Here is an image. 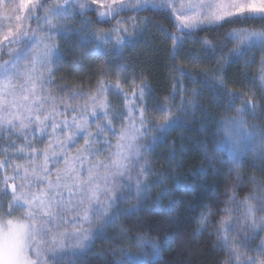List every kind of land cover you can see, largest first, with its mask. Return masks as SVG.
I'll return each instance as SVG.
<instances>
[{"label":"trees","instance_id":"1","mask_svg":"<svg viewBox=\"0 0 264 264\" xmlns=\"http://www.w3.org/2000/svg\"><path fill=\"white\" fill-rule=\"evenodd\" d=\"M56 3H62V0H48L46 7H54ZM88 3L91 4V0ZM1 4L6 10L22 9L20 0H1ZM91 6L96 8L98 5ZM136 7L138 0H133V9L121 12L116 18L125 21L122 27L128 29L127 35L131 39V43L122 46L116 45V34L110 33L116 20L97 23L98 17L93 11H85L83 16H79L76 15L77 10L72 9L69 18L53 20V23H58L67 30L63 35L57 34L51 38L46 35L44 11L35 13L40 17L39 21L28 20V29L37 36H44L43 43L57 47L59 57L52 58L54 63L50 67L53 83L46 85L47 94L57 99L46 102L33 116L40 115L43 118V114L53 112V108L57 121H71L73 115L87 116L88 131L95 134L97 125L103 126L105 123L104 118L92 122L91 108L88 112L80 110L75 113L72 109L90 105L89 96H97L100 101L108 103V119H112V127L117 133L128 131L129 135L138 137V145H152L150 151L143 153L141 160V163L148 161L153 170L147 178L149 190L139 198L133 194L123 200L118 205L121 214L113 223L106 225L102 218H93L90 224L86 223L82 228L71 223L59 225L60 231L67 234V247L61 254L67 252L68 255L62 264H69V261L73 264H113L119 260L128 264L130 259L137 264H220L226 259L227 253L214 249V245L217 243L215 233L219 221L225 215L223 209H232L231 237L239 242L247 225L251 223L238 220L244 211L239 201L252 194L258 186L264 188V163L259 158L264 145L258 147L259 134L248 140L243 135L257 131V126L264 130V82L260 80L264 44H242L239 40L228 37V34L241 29L264 31V19H241L223 27L214 26L212 30L197 28L185 34L173 27L163 10L154 9L149 2L139 11L135 10ZM85 20L92 23L85 26ZM81 28L84 31L80 36L75 35ZM136 28L141 31H136ZM89 32L97 36L110 33L111 39L99 49L95 41L81 44L80 37ZM169 33L181 37L182 42L176 44L175 50ZM87 39L91 41L92 37L87 36ZM205 40L215 47L206 50ZM19 47L20 45H7L0 52V61L11 59L9 50L14 55ZM193 55L199 59H192ZM221 65L223 71H218ZM101 79L105 81L106 88L109 84H118L121 94L117 95L115 91L100 94L98 85ZM204 81H214L216 84L223 82L225 91L236 93L239 99L214 95L215 88L208 87ZM142 83L151 89V95L146 94L144 97L149 109L145 114L146 119L151 121L148 127L161 125L167 119L177 120L163 135L153 127L150 132L141 136L140 132L133 133L129 129L126 119L121 120L118 116L113 119L117 112L123 113L126 106L131 105V99L125 100L124 95L127 94L130 98L132 91L138 92ZM174 91L178 93L175 96ZM73 92H83L85 95L73 99ZM197 92L199 94L194 95ZM245 100L255 103L256 108L241 112ZM182 101L190 103L183 105ZM192 101L195 103H191ZM136 103L139 104V101ZM160 104L171 109L170 113L151 110ZM65 105L69 106L68 111H64ZM233 120L242 121L241 126L234 127L231 123ZM222 121L228 123L221 124ZM78 122L83 123V120ZM134 123L139 126L138 117ZM31 127L35 134L26 132L27 143L25 137L17 135H12L10 139L7 134L0 137V161L11 162V166L0 168V180L5 174L12 176L16 165L31 172L34 167L43 164L40 153L50 145L51 150L59 152L56 140H50L48 136L41 137L35 130V124ZM154 137L157 138L155 142ZM101 138L111 141L113 145L125 143L107 130L101 134ZM57 139L62 141L64 135H59ZM231 140H235L241 149L238 153L239 164L230 156ZM217 141L221 142L219 150ZM12 142H15V149L5 152L4 146ZM84 145L85 139L79 138L74 146L60 153L58 163L50 160L49 179L55 182L57 176H60L63 183L71 169L81 172V167L86 169L100 162L110 164L115 159L111 155L116 151L114 147L105 151L103 143H93L94 149H100L93 156L84 151ZM21 147L25 148L28 155L19 153ZM33 150L37 157L34 162L29 160ZM138 170H133V177ZM71 175L73 176V172ZM94 175L103 176L104 169H99ZM82 178L86 179V174H82ZM160 179L163 183L153 184L154 180ZM16 183L21 181L17 180ZM165 190L167 194H164ZM27 191L25 188V192ZM233 194L235 201H231ZM256 194L259 195L258 192ZM172 201L175 203L170 208ZM137 204L139 208L127 214ZM6 209L7 205L5 211L0 212V221L19 220L24 216V211L17 209L8 217ZM201 213L208 218L203 225L200 224ZM75 215L71 211L63 213L66 221H71ZM261 215L264 212L257 213V216ZM101 226L103 233L95 236L91 249L82 258L72 256L71 253L78 250L73 234L82 229H87L92 234ZM260 237L264 238V232L260 233ZM167 239L172 242L165 248L163 245ZM150 242L161 246L158 257L154 255ZM256 242L259 243V240Z\"/></svg>","mask_w":264,"mask_h":264},{"label":"snow or ice","instance_id":"2","mask_svg":"<svg viewBox=\"0 0 264 264\" xmlns=\"http://www.w3.org/2000/svg\"><path fill=\"white\" fill-rule=\"evenodd\" d=\"M149 0H138V7L135 10L147 6ZM151 6L157 10H163L169 17L174 28L178 32L189 34L193 29L212 30L213 27H223L225 24L233 23L241 19H255L259 17L264 19V0H229V2L219 3H204L203 0H150ZM48 0H34L29 6L23 4L20 8L27 7L28 15L24 20L36 19L40 17L35 15L38 11L46 13L44 23L47 26V37L51 38L54 35H63L67 30L64 26L58 23H53V20L61 18H69L71 10L76 9V15L83 16L85 11H93L97 14V23H109L111 20H116V24L110 29V33L116 34L115 43L117 46L131 43L128 34V29L122 27L125 21L116 19L121 12L133 9V0H62V3H56L54 7H46ZM92 4L98 5L92 8ZM19 10V9H17ZM20 20V16L15 17ZM92 21L85 20V26L90 25ZM135 27V26H134ZM136 31L141 29L136 28ZM84 29L78 30L75 35L80 36ZM110 33L97 36L95 33H87L86 36H81V44L97 42L99 49L103 43H107L111 39ZM124 33L125 35H121ZM87 36H91L92 40H88ZM173 40L174 50L176 44L181 41L179 35L169 33ZM228 37L239 40L240 43H261L264 44V31H247L241 29L233 30L228 34ZM44 36H37L34 31L26 27L17 26L16 31H9L3 37V41H7V45H20L19 49L12 54L9 50L11 59L0 61V137L7 134L8 138L12 135L25 137L26 132L34 131L32 125H36V131L43 136H48L50 140H56L59 152L51 150V145L40 153L43 157V164L34 167L31 172L21 165H16L13 168V175L5 174L0 180V212L5 211L11 217L17 209L24 211L22 219H8L6 224L0 221V264H62L67 252L62 253L66 245L67 234L60 231L59 225L63 223H71L73 225L90 224L93 218L103 219L104 224L113 223L119 216L118 205L125 199L135 194L138 198L149 190L147 178L152 174L153 170L148 161L143 160V153L151 150L152 145H138V137L134 134L129 135L128 131L117 133L112 127V119H108L109 105L106 101H100L97 96H89L90 105L83 106L82 109H72V112L85 111L88 112L91 108L90 115L92 122L103 117L105 123L103 126L97 125L95 134L88 131L89 120L87 116L73 115L71 121L68 119L57 121L55 119L56 111L44 113L43 118L40 115L33 116V112H39L44 104L48 101H55L57 98L47 94L46 85L53 83L51 75V67L54 63V56L59 58L58 48L43 43ZM4 45V47H7ZM205 49L214 48L210 41H204ZM239 51V50H237ZM31 56V60L28 58ZM192 59H199L193 55ZM21 61H28L21 68ZM37 68H47V73L37 72ZM218 71H223L221 65ZM187 75L186 73H184ZM20 81L17 83V81ZM260 80L264 82V62H262V74ZM178 86L183 88L182 85ZM208 87L215 88L214 95L224 98L232 97L239 99L236 93L225 91L223 82L216 84L214 81H204ZM264 87V83H262ZM63 90V89H61ZM115 91L117 95L121 94L120 86L109 84L105 87V81L101 79L98 85L100 94H111ZM151 95V89H148L145 84H141L139 91L133 90L131 97L124 95L125 100L131 99V105L126 106L123 113L117 112L113 119L118 116L121 120L126 119L129 123V129L132 132H140L141 136L147 134L154 127L161 135L166 133L176 123V119H167L161 125H152L146 119V113L149 111L147 104L144 101L145 95ZM176 91L173 96L177 95ZM199 93H194L198 95ZM85 95L83 92H73L72 98ZM139 101V104L136 103ZM189 101H182L183 105H187ZM191 103H195L192 101ZM199 107V105H197ZM249 108L255 109V103L245 100L244 107L241 112L247 111ZM69 106H64V111H68ZM152 111L163 114L170 113L171 109L160 104L154 106ZM27 113V115H25ZM136 113V115H133ZM139 118V126L134 121ZM83 120V123L78 121ZM228 123L222 121L221 124ZM234 127L239 128L242 124L240 120L231 121ZM49 129L51 131L49 132ZM18 130V131H13ZM110 131L114 136H118L125 143H117L113 145L111 141L102 139L101 134L105 131ZM65 133H67L65 135ZM257 134L260 136L258 147L264 145V130L259 129L251 133H244L246 140L254 138ZM59 135H64L62 141L58 140ZM79 138L85 139L84 151L95 156L100 149H94L93 143H103L104 150L114 147L116 151L111 155L115 157L111 163L100 162L90 165L88 168L81 167V172H73V178L70 183H61L60 176H57L56 181L49 179L51 172L48 168V163L51 160L53 163H58L60 153L66 152L70 146H74ZM157 138H153L155 142ZM218 150L220 143L216 142ZM232 151L231 158L236 159L239 164L238 153L241 149L236 144L235 140H231ZM15 142L4 146V151L15 149ZM19 153L28 155L24 147L19 148ZM175 154L173 153V156ZM79 158V157H77ZM261 162L264 163V147H261L260 156ZM37 159L35 150L29 156V160L34 162ZM65 159H67L65 157ZM227 162V161H225ZM11 166L8 160L0 161V168ZM139 169L135 177L132 176L133 170ZM99 169H104V175H94ZM82 174H86V179L82 178ZM21 183L17 184L16 181ZM101 182L103 188H101ZM155 183H163V180H154ZM257 183L258 182H255ZM25 188L28 189L25 192ZM125 191L127 195H125ZM65 192L67 196H65ZM259 193L257 195L256 193ZM164 194H167L166 190ZM103 197V199H101ZM231 201H235L233 194ZM255 201V203H253ZM74 202V203H73ZM175 203L170 202L169 207ZM243 206V213L238 218L245 221H251L247 225V230L243 232L242 239L238 242L231 237L233 229L232 224V209L224 208L225 215L219 221V227L216 230L215 236L217 243L214 249L225 251L226 259L220 264H264V238L260 237V233L264 232V215L257 216L258 212H264V188L259 186L252 194H249L244 199L239 201ZM139 208V204L133 209L128 210L127 214L135 212ZM71 211L76 213L71 221L64 219L63 213ZM207 216L201 213L200 224L203 225L207 221ZM103 233V226L97 228L94 233L89 234L87 229H82L73 234L75 245L78 250L71 253L72 256L82 258L90 249L95 236ZM259 240V243L256 241ZM172 240L167 239L163 247L167 248ZM155 256L160 255L161 246L155 242H150ZM69 264H73L69 261ZM113 264H125L124 260L114 261ZM128 264H137L135 260H129Z\"/></svg>","mask_w":264,"mask_h":264},{"label":"rangeland","instance_id":"3","mask_svg":"<svg viewBox=\"0 0 264 264\" xmlns=\"http://www.w3.org/2000/svg\"><path fill=\"white\" fill-rule=\"evenodd\" d=\"M84 1V0H82ZM34 0H20V5L23 4L25 6H29L31 3H33ZM204 3H219V2H224L227 3L229 0H203ZM258 2V0H257ZM149 3L151 4L150 0ZM28 15V10L27 7L22 8L21 10L18 11H12V10H6L3 8L0 0V41L3 40V37L8 34L9 31H16L17 26L19 25L20 27H26L28 28V20H24V17ZM20 16V20H16L15 17ZM4 45H7V41H3V44H0V52L5 48ZM31 60V56L28 58V61ZM28 61H21V68H23V65L27 63ZM37 72H44L45 74L47 73V68H37ZM20 81L18 80L17 83ZM37 114V112H33L32 115ZM27 115V113H25ZM72 171H70V174L66 177V180H64L63 183H70L73 176L71 175ZM62 183V184H63ZM65 196H67V193L65 192ZM74 203V202H73ZM7 220H4L3 222L6 224ZM14 222L16 220H13Z\"/></svg>","mask_w":264,"mask_h":264}]
</instances>
